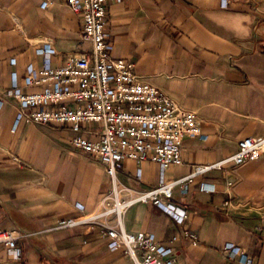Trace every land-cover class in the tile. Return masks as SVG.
Wrapping results in <instances>:
<instances>
[{"label": "crops", "instance_id": "obj_1", "mask_svg": "<svg viewBox=\"0 0 264 264\" xmlns=\"http://www.w3.org/2000/svg\"><path fill=\"white\" fill-rule=\"evenodd\" d=\"M104 31L114 58L131 61L142 81L195 112L201 127V136L183 140L180 165L123 160L120 196L180 178L233 154L243 137L264 135V0L109 1ZM44 44L56 51L53 66L91 47L66 0H0V230L23 234L20 258L0 244V264H131L123 250L109 249L102 226L56 227L95 211L111 191L100 159L69 145L67 125L22 121L13 128L17 105L6 92L14 79L24 91L37 89L23 79L29 65H42L36 48ZM99 131L90 123L81 134ZM200 182L213 192L199 191ZM170 202L185 220L138 203L123 214L125 229L150 233L173 250L176 264H239L223 252L226 243L264 264V154L197 176ZM183 229L198 236L196 245L172 241Z\"/></svg>", "mask_w": 264, "mask_h": 264}, {"label": "built area", "instance_id": "obj_2", "mask_svg": "<svg viewBox=\"0 0 264 264\" xmlns=\"http://www.w3.org/2000/svg\"><path fill=\"white\" fill-rule=\"evenodd\" d=\"M109 1L122 0H66L71 12L80 18L83 41L91 47L81 54L68 55L58 66L51 63L56 51L50 44L36 48V54L43 58L42 65H29L23 80L37 89L24 91L14 79L6 92L17 105L13 128L22 121L67 125L72 131L69 145L97 156L111 180V191L95 211L60 220L57 228L99 225L106 230L109 249L123 250L131 264H176L173 250L158 244L150 233L125 229V211L138 203L151 204L177 221L185 220V210L170 202L174 190L185 194L197 176L258 159L264 154V135L243 137L233 154L212 163L196 164L180 178L161 180L146 190L120 196L116 174L123 160L149 161L161 169L180 165L183 140L201 136V127L195 112L183 109L159 87L142 81L133 72L131 61L113 57V46L104 31ZM90 123L98 124L100 131L94 136L82 135ZM198 189L206 193L214 190L205 182H200ZM76 207L83 210L82 205ZM22 237L16 228L0 230V244L13 260L21 256L18 243ZM180 237L192 245L198 242V236L188 229L174 235L172 241ZM223 252L239 264H254L245 250L232 243H226Z\"/></svg>", "mask_w": 264, "mask_h": 264}]
</instances>
